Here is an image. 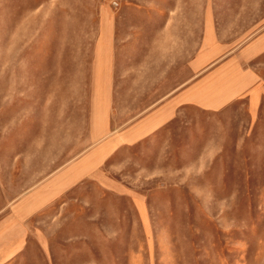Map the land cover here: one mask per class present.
Listing matches in <instances>:
<instances>
[{
  "label": "rangeland",
  "instance_id": "obj_1",
  "mask_svg": "<svg viewBox=\"0 0 264 264\" xmlns=\"http://www.w3.org/2000/svg\"><path fill=\"white\" fill-rule=\"evenodd\" d=\"M207 23L246 45L264 0H0V264H264V113H122Z\"/></svg>",
  "mask_w": 264,
  "mask_h": 264
},
{
  "label": "crops",
  "instance_id": "obj_2",
  "mask_svg": "<svg viewBox=\"0 0 264 264\" xmlns=\"http://www.w3.org/2000/svg\"><path fill=\"white\" fill-rule=\"evenodd\" d=\"M258 62L264 64V33L237 47L233 40L225 39L215 26L207 23L199 48L179 71L166 61H161L159 71L156 66L152 68V74L144 81L145 89L155 91L153 102L159 104L152 111L122 112L148 115L130 129L128 137L147 136L185 106L206 112L241 106L248 112L250 122H260L264 113V81ZM158 73L164 75L159 84L152 80Z\"/></svg>",
  "mask_w": 264,
  "mask_h": 264
}]
</instances>
